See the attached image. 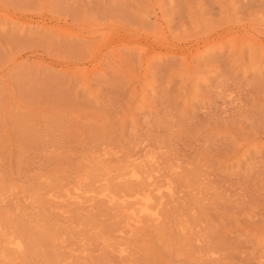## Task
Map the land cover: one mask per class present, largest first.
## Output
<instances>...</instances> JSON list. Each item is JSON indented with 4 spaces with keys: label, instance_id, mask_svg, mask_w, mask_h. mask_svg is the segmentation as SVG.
<instances>
[{
    "label": "rangeland",
    "instance_id": "obj_1",
    "mask_svg": "<svg viewBox=\"0 0 264 264\" xmlns=\"http://www.w3.org/2000/svg\"><path fill=\"white\" fill-rule=\"evenodd\" d=\"M0 264H264V0H0Z\"/></svg>",
    "mask_w": 264,
    "mask_h": 264
},
{
    "label": "bare ground",
    "instance_id": "obj_2",
    "mask_svg": "<svg viewBox=\"0 0 264 264\" xmlns=\"http://www.w3.org/2000/svg\"><path fill=\"white\" fill-rule=\"evenodd\" d=\"M161 193V192H160ZM139 195V194H138ZM143 201V200H142ZM146 206V205H145ZM143 207V206H142ZM148 208V207H147ZM147 210V212L149 211L148 209H145V207L142 209V211ZM137 217V216H136Z\"/></svg>",
    "mask_w": 264,
    "mask_h": 264
}]
</instances>
